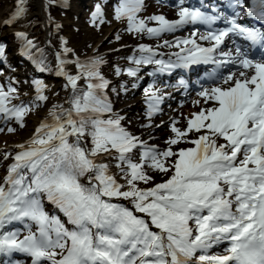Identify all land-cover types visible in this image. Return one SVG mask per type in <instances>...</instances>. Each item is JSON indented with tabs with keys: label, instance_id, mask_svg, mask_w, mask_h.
Wrapping results in <instances>:
<instances>
[{
	"label": "snow or ice",
	"instance_id": "snow-or-ice-1",
	"mask_svg": "<svg viewBox=\"0 0 264 264\" xmlns=\"http://www.w3.org/2000/svg\"><path fill=\"white\" fill-rule=\"evenodd\" d=\"M24 2L17 0L6 24L24 15ZM183 3L177 5V19L164 15L140 19L144 0H119L115 17L126 18L127 31L150 37L174 33L188 24L210 26L220 19ZM242 4L243 0H235V5ZM246 12L264 22V0H251ZM98 18L103 22L100 5L92 14L93 22ZM225 23L222 29L199 35L212 42L208 47L197 43L196 31L188 38H176L178 63L155 59L158 53L145 44L138 46L139 56L128 58L137 65L126 69L129 76L147 64L157 65L159 72L198 63L242 69L238 75L228 72L223 86L198 93L213 106L193 113L183 130L173 123L175 135L164 149L131 134L121 124L123 117L112 112L105 92L109 81L100 71L102 57L81 62L57 54V75L64 76L65 87L72 90L69 107L50 110V123L41 122L30 140L16 145L20 150L14 155L4 154L13 163L0 183V253L26 254L32 264H189L197 251L206 253L227 240L226 254H202L198 264H264V62L249 58L239 46L234 53L220 50L230 34L264 49V23L250 27L235 17ZM16 35L25 37L22 32ZM164 44L171 46L168 41ZM70 51L64 48L65 53ZM69 63L75 64L76 74L65 69ZM116 71L120 73L119 68ZM34 83L42 93V82ZM15 91L0 87V114L23 127L30 109L23 104L9 107ZM158 92L151 86L145 89L148 117L160 111L163 97ZM37 99L47 97L40 94ZM193 131L201 134L187 139ZM182 141L193 146L174 151L172 146ZM113 160L123 184L110 170ZM150 172L167 179L139 187L140 182L153 181ZM82 177L88 182L83 183ZM114 198L130 200L133 207L113 202ZM45 199L64 214L70 227L45 210ZM13 221L28 229L22 238L16 230L3 231Z\"/></svg>",
	"mask_w": 264,
	"mask_h": 264
},
{
	"label": "rangeland",
	"instance_id": "rangeland-1",
	"mask_svg": "<svg viewBox=\"0 0 264 264\" xmlns=\"http://www.w3.org/2000/svg\"><path fill=\"white\" fill-rule=\"evenodd\" d=\"M185 1L186 0H184V3ZM44 2L48 11V0H44ZM60 2L67 10L66 15L64 17L58 16L52 23L48 13L49 27L45 28L44 19L42 17L40 18V16L45 17L41 10V0H35L36 9L34 11L31 6L32 0H25L23 5L25 13L21 18L13 22L12 26L8 24L7 26L2 25V23L10 18L11 13L16 8L17 0H0V47H3V53L0 54V61L3 62L2 68H0L2 72L0 74V87H3L5 91H7L9 86L16 89V91L11 94L9 107L24 103L23 105L29 106L30 109L24 116L23 127H21L14 118L5 119L4 115L0 114V183H3V178L7 175L8 165L12 163L11 156L6 160L4 159V154H15L14 152L20 150L16 145L25 144L30 140L41 122L47 121L50 123V110L55 109L59 111V108L56 106H61L62 104L65 108L69 107V93L67 91H65L63 96L54 93L58 87H62V84H66L65 77L57 75L58 65L56 57L54 56L55 52L60 54L61 58L70 61L79 59L83 62L89 58L102 57L105 63L101 65V71L104 66L108 65V62L118 57L126 58L130 56H139L138 46L140 44L148 45L154 49V51L158 53L155 59L175 62L178 60L175 53L180 52V48L175 46L176 38H188L193 31H196L198 33L196 37L197 42L205 43L204 41H207L206 43L208 44L211 42L208 40H200L199 35L202 34L190 27L189 24L174 33H163L160 37H150L142 33L129 32L127 31L126 20L119 22L115 17V8L119 1L115 3V0H60ZM184 3L183 6L185 7ZM97 5H100L103 22H101L99 18L93 22L92 14L96 11ZM177 12V4L170 5L165 3V1L154 4L151 0H145L142 13L138 17L140 19H145L152 15H164L167 19L174 20L178 18ZM6 16L7 18L4 19L3 17ZM36 20H39V23L43 27V33L39 36L42 46L51 50L54 54V69L52 70V75L50 74L49 76L37 70L34 71V68H32V64H37V61L40 59V54H38L37 51L27 55V40H31V35H36L38 33L37 23L34 22ZM26 23H34V25H32L30 30H25L22 25ZM148 24L149 26H155L156 22L149 21ZM52 25L59 27L63 26L62 38L64 40L68 39V43L63 46V50L54 52L55 48L52 47L50 43L49 46L45 45L43 42L45 29H47L49 39ZM18 32L25 33V37H18L16 35ZM117 36H119V39H117ZM164 41H168L171 46L165 45ZM229 43L230 41L226 42L227 46H224V51H231L234 53L235 48L231 47ZM181 47L184 46L181 45ZM64 48L71 49V51L65 53ZM185 54L186 53H182L181 55ZM121 66L124 67V64H121ZM133 66L134 67L125 66V72H127L126 69L128 68L137 67L135 64H133ZM157 68L158 66L155 64L144 67L140 65L137 75L132 76L131 79V81H133L131 83L135 85V87H132L131 93L122 98L120 105L112 106V112L125 119V123L123 122L121 124L131 134L139 137L142 141H146L148 145H155L160 149H164L168 146L166 141L175 135L171 131L173 123L175 127L183 130L187 127V120L191 118L193 113L213 105L211 102L205 103L204 98L199 95H193L191 93L187 95L182 92L183 90L179 91L178 89H174L170 92L168 89L163 90L161 88L158 89V94L163 97L159 105L160 111L148 117L145 87L150 84V81L148 80L147 71H152ZM66 70L72 71L73 74H76L77 71L74 63L66 64ZM240 70L242 69L234 66L230 71L236 72L238 75ZM156 71L157 70H153V73ZM248 74H252L251 70H248ZM102 75L109 81V86L105 89L106 95L109 97L110 94L108 90L110 86L116 82L117 77L109 76L104 73ZM223 77L217 84L208 87V89L214 86H223ZM35 81H40L44 85L42 93L37 91V85L34 83ZM158 81L163 82L162 80ZM78 83L83 86L82 81ZM166 85L172 84L167 83ZM129 87L130 86L125 88ZM68 90L69 92L72 91L71 88H68ZM177 91L178 93H176ZM40 94L46 96L47 99L43 101L38 100L37 96ZM197 101H199V103H196ZM8 128H13L14 131L9 132ZM199 134L201 133L195 131L189 132L187 139H195ZM219 142L223 141L221 140ZM192 146L193 145L182 141L178 145H173L172 148L175 151L178 148ZM134 158L136 160L139 159L138 151L135 152ZM103 159L107 161L109 158L104 157ZM115 163L114 160L111 162L110 170L116 175L119 182L123 184L124 181L121 179V174L119 170L116 169ZM150 174L154 178L153 181L147 185L140 182L138 185L139 187H151L152 183H159L167 179L165 175L157 172H150ZM44 201L48 207L53 205L46 199ZM113 202L121 203L130 209L133 207L130 200H125L123 198L113 200ZM225 249L219 252V255L222 253L224 254ZM217 252V249L212 250L210 256L217 255ZM190 262L198 263V259H191ZM46 263L47 262H45V264Z\"/></svg>",
	"mask_w": 264,
	"mask_h": 264
},
{
	"label": "trees",
	"instance_id": "trees-1",
	"mask_svg": "<svg viewBox=\"0 0 264 264\" xmlns=\"http://www.w3.org/2000/svg\"><path fill=\"white\" fill-rule=\"evenodd\" d=\"M31 6H32L33 11H34L36 9L35 0H32ZM66 11H67L66 8L61 4L60 0H48L49 19L51 20L52 23L54 22V20L58 16L64 17L66 15ZM140 13H138V15ZM36 15H37V13H36ZM124 20H126V18L118 19L119 22H122ZM34 22L37 23L38 33L36 35H31L30 39L32 41V45L31 46L28 45L27 55L37 51L38 54H40L39 60H40L41 67H42V74L49 76L50 74L52 75V70L54 69L53 53L51 50L42 46V43L39 40V36L43 33V27L39 23V20L38 21L36 20ZM126 23H127V20H126ZM32 25H34V23H26L22 26H23V28H25V30H30L32 28ZM62 28H63V26L59 27V26H53L52 25L51 29H50V37L48 39L49 40L48 42L56 50H63V46L68 43V39H65V40L61 39L63 36ZM128 58L129 57H126V58L118 57V58L108 62V65L104 66L101 69L102 74L104 73V74H107L109 76H116L117 77L116 82H114L113 85L110 86V88L108 90L109 94H110L108 99L111 102L112 106L120 105L122 98H124L127 94L132 92V87H133V85L131 83V82H133V81H131L132 76H129L127 74V72H125L124 67L125 66L134 67L133 66L134 63L132 61H130ZM121 64H124V67H122ZM148 65H150V64L141 65V67L148 66ZM117 68L120 69L119 74H117V71H116ZM128 86H130V87L125 88ZM158 86H159V84L157 83L151 87L153 90H156V88H158ZM113 89H115V91H113ZM65 91H67L69 93V95H68V100H69L71 97L72 91L69 92L68 88L65 87V84H62V87L61 86L58 87L54 91V93L56 95L63 96ZM20 102H22V101H20ZM22 104H24V103H22ZM61 106L64 107L63 104ZM28 108H29V106H28ZM123 122L125 123V119H123L121 121V123H123ZM70 140H71V138H70ZM88 146L89 147L91 146L90 141H88ZM81 181L83 183H87L88 182L87 177H82ZM47 212H49L50 215L58 216L63 222L66 223V226L70 227V225H67V218L64 216V214L62 212L59 211L58 208L51 207V209H48Z\"/></svg>",
	"mask_w": 264,
	"mask_h": 264
},
{
	"label": "bare ground",
	"instance_id": "bare-ground-1",
	"mask_svg": "<svg viewBox=\"0 0 264 264\" xmlns=\"http://www.w3.org/2000/svg\"><path fill=\"white\" fill-rule=\"evenodd\" d=\"M40 5H41V10H42V13H43V15L45 16V17H43V16H40V18L42 17L43 19H44V24H45V28H48L49 27V19H48V11H47V8H46V4H45V2H44V0H41V3H40ZM48 7V6H47ZM38 16V15H37ZM4 19L5 18H7V16L6 17H3ZM2 20V19H1ZM8 20V19H7ZM6 23H2V25H5ZM13 25V23H11L9 26H12ZM10 28V27H9ZM48 34V32H46V35ZM45 35H44V37H43V42H44V44L46 45V44H48V35H47V37H46V39H45ZM45 39V40H44ZM12 42V41H11ZM13 46V45H12ZM10 48V47H9ZM15 48V47H14ZM16 49V48H15ZM12 53V52H11ZM67 61H70V60H67ZM14 66V65H13ZM67 68H68V66H67ZM17 70V69H16ZM224 70H227V68H224ZM29 71V70H28ZM69 73H71V74H73V72L72 71H69V70H67ZM229 71V70H228ZM161 115V114H160ZM18 151V150H17ZM114 200H117V199H115L114 198ZM45 206H47V208L48 209H51V206H49L48 207V205L45 203ZM226 247H229V241H227V240H224V241H221L220 243H218V244H214L211 248H209L208 250H207V252L206 253H204V252H200V251H197V253L193 256V258L192 259H198V257L200 256V255H202V254H206V255H211V252H212V250H218V252H217V255H219V252H222V250H224ZM224 254H226V253H224ZM223 253L221 254V255H224ZM189 264H198V263H193V262H190L189 261Z\"/></svg>",
	"mask_w": 264,
	"mask_h": 264
},
{
	"label": "water",
	"instance_id": "water-1",
	"mask_svg": "<svg viewBox=\"0 0 264 264\" xmlns=\"http://www.w3.org/2000/svg\"><path fill=\"white\" fill-rule=\"evenodd\" d=\"M46 32H47V29H45V33H44V35L47 37ZM46 37H45V39H46ZM45 39H44V40H45Z\"/></svg>",
	"mask_w": 264,
	"mask_h": 264
}]
</instances>
